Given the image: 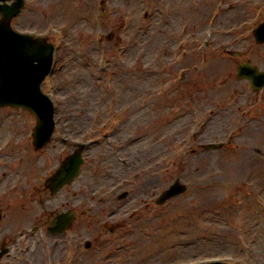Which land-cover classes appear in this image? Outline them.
Masks as SVG:
<instances>
[{
    "label": "rangeland",
    "instance_id": "1",
    "mask_svg": "<svg viewBox=\"0 0 264 264\" xmlns=\"http://www.w3.org/2000/svg\"><path fill=\"white\" fill-rule=\"evenodd\" d=\"M241 1L27 0L30 11L26 9L16 27L42 31L51 24L59 50L54 74L43 90L60 100L58 112L74 122V134L88 125L93 112L107 111L109 99L116 97V113L128 115L111 142L142 137L130 144L129 154L141 166L152 161L150 175H156L146 178L143 189L150 194L164 190L175 179L187 186L183 195L164 205L160 228L153 221H140L120 234L110 246L115 253L109 264H170L222 253L241 254L246 264H264V157L255 153L264 155V103L259 102L261 113L255 112L248 129L239 132L243 117L236 101L241 104L249 95L245 82L235 77L239 62L264 69V43L257 44L251 34L264 15V0H249L248 7L243 2L230 11ZM208 24L219 33L213 41L217 47L223 43V49L198 74L187 72L188 82L179 86L176 50L198 43ZM227 29L233 39L220 36ZM214 102L233 104L222 111ZM12 112L20 113L22 121L27 118L22 110H0ZM17 119L13 114L6 121ZM195 120L197 127L207 124L193 144L195 152L190 155L187 136L189 152L157 170L155 161L175 149V137L180 139ZM62 131L70 132L68 126ZM210 143L223 147L203 151ZM104 152L109 154V149ZM5 224L1 222L2 229Z\"/></svg>",
    "mask_w": 264,
    "mask_h": 264
},
{
    "label": "flooded vegetation",
    "instance_id": "2",
    "mask_svg": "<svg viewBox=\"0 0 264 264\" xmlns=\"http://www.w3.org/2000/svg\"><path fill=\"white\" fill-rule=\"evenodd\" d=\"M2 140L0 168H4L11 178L9 180L0 176V224L8 221L4 229L0 226V250L3 249L6 257H10L6 263L43 264L33 257L34 254H43L40 247L34 248L33 251L36 252L33 254L25 243L19 242V238L30 232L28 237L37 235L39 243H45L43 250L49 262L57 263L64 254L63 262L90 264L92 257H95L91 263L94 264L102 253L104 244L97 243L103 237L102 228L105 224L100 218H108L113 222L115 213L111 212L106 217L105 208L130 210L135 205L131 188L127 187L128 190L124 191L122 200L126 203L120 206L121 201L113 200L117 193L106 195L98 191L99 181L93 184L95 191L87 190V178L83 175L75 185L71 182L52 195L44 187V180L54 172L55 164L67 157L66 143L61 148L54 145L35 151L28 128L25 127L6 129ZM65 212L74 214L69 229L59 237L49 234L47 229L53 218ZM10 222L13 224L11 231ZM98 225L100 227L96 229ZM13 230L14 233L11 234ZM85 232L90 237L86 241L90 243L80 240ZM85 245L87 249L84 248ZM86 257L88 258L82 262Z\"/></svg>",
    "mask_w": 264,
    "mask_h": 264
},
{
    "label": "water",
    "instance_id": "3",
    "mask_svg": "<svg viewBox=\"0 0 264 264\" xmlns=\"http://www.w3.org/2000/svg\"><path fill=\"white\" fill-rule=\"evenodd\" d=\"M18 10L19 5H15L13 11L5 9L4 13H2L4 18L3 23H8L10 18L14 16ZM0 30H3L0 31V37L5 35L10 37V34L5 28H1ZM4 40L6 39H0V51L6 50V48L9 47L7 46L6 42H3ZM3 58L5 60H3ZM22 59L23 58L21 54L0 55V106H20L26 107L34 112H39V110H37L35 107H39L41 103L35 102L34 100L40 99V94L38 91V84L41 80V78L38 76L40 70L33 69V59L30 58L27 61ZM49 63L50 60L48 62V67ZM243 72H248L249 75H256L255 71L251 70L248 66L243 68ZM210 147L212 146H207L206 148ZM182 191L183 187L176 184L172 190L166 193V196L171 197L174 194L176 195Z\"/></svg>",
    "mask_w": 264,
    "mask_h": 264
}]
</instances>
